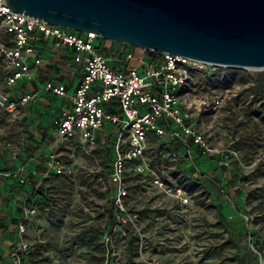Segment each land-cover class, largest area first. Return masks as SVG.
Masks as SVG:
<instances>
[{
	"label": "rangeland",
	"instance_id": "rangeland-1",
	"mask_svg": "<svg viewBox=\"0 0 264 264\" xmlns=\"http://www.w3.org/2000/svg\"><path fill=\"white\" fill-rule=\"evenodd\" d=\"M98 44L108 57L126 46ZM199 69L181 101L195 132L231 153L230 168L194 150L195 175L184 149L179 158L148 141L142 172L125 169L122 209L107 184V149L76 139L50 150L49 119L40 121L36 104L12 114L0 107V264H264V69ZM5 88L0 81V95ZM111 213L126 222L110 223Z\"/></svg>",
	"mask_w": 264,
	"mask_h": 264
},
{
	"label": "built area",
	"instance_id": "built-area-1",
	"mask_svg": "<svg viewBox=\"0 0 264 264\" xmlns=\"http://www.w3.org/2000/svg\"><path fill=\"white\" fill-rule=\"evenodd\" d=\"M1 2L0 81H4L6 94L0 95V107L8 114L16 113L43 95L67 101L70 110L57 108L50 120V150L76 139L91 148L107 149V184L118 195L116 208L122 209L125 169L132 166L137 174L142 172L139 162L148 141H160L179 158L178 149H184V158L195 175L201 173L192 159L194 150L210 162L219 159V166L230 168L231 153H220L195 132L181 101V91L206 64L168 53L129 49V45L108 57L99 51L95 34L50 25L13 12ZM137 51L140 58L134 56ZM132 61L137 64L131 66ZM174 196L180 206L188 205L180 189Z\"/></svg>",
	"mask_w": 264,
	"mask_h": 264
},
{
	"label": "water",
	"instance_id": "water-1",
	"mask_svg": "<svg viewBox=\"0 0 264 264\" xmlns=\"http://www.w3.org/2000/svg\"><path fill=\"white\" fill-rule=\"evenodd\" d=\"M78 33L207 65L264 69V0H2Z\"/></svg>",
	"mask_w": 264,
	"mask_h": 264
},
{
	"label": "crops",
	"instance_id": "crops-1",
	"mask_svg": "<svg viewBox=\"0 0 264 264\" xmlns=\"http://www.w3.org/2000/svg\"><path fill=\"white\" fill-rule=\"evenodd\" d=\"M42 81V80H41ZM48 97H50V98H52L53 96H51V95H43L42 97H41V99H39V101L37 102V103H35L36 105H37V108L36 109H38V111L39 112H41L42 114L40 115V117H41V119H40V121H42L43 120V118H45V119H49V127H47V130H46V134H48L49 135V130L51 129V122H50V120H51V118L54 116V113H56L57 112V108H53V106H52V103L49 101V103L48 104H50V105H48V104H46L47 103V101H46V98H48ZM55 98V97H54ZM52 107V110L50 109ZM34 113H37V111H35ZM48 114V115H47ZM33 115H35V114H33ZM47 116V117H46ZM37 118V117H36ZM33 120H34V117H33ZM47 135V136H48ZM49 139V138H48ZM50 140V139H49Z\"/></svg>",
	"mask_w": 264,
	"mask_h": 264
},
{
	"label": "trees",
	"instance_id": "trees-1",
	"mask_svg": "<svg viewBox=\"0 0 264 264\" xmlns=\"http://www.w3.org/2000/svg\"><path fill=\"white\" fill-rule=\"evenodd\" d=\"M109 158H110V154L109 153H107L106 154ZM217 209H220L219 207H217ZM223 218V217H222ZM115 221H118V223L120 224V226L122 225L121 223H122V219H117V215L116 214H114V213H111L110 214V223H113V222H115Z\"/></svg>",
	"mask_w": 264,
	"mask_h": 264
}]
</instances>
